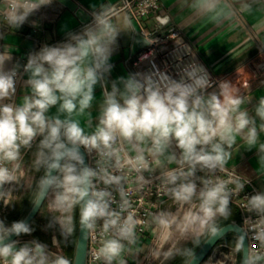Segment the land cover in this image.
<instances>
[{
  "label": "clouds",
  "instance_id": "clouds-1",
  "mask_svg": "<svg viewBox=\"0 0 264 264\" xmlns=\"http://www.w3.org/2000/svg\"><path fill=\"white\" fill-rule=\"evenodd\" d=\"M51 2L0 0V23L19 29L31 14ZM199 3L208 10L215 8L214 0ZM113 15L110 10L94 14L92 25L69 34L66 42L44 45L29 54L22 67L19 63L7 67L12 54L0 51V201L10 204L11 186L23 175L21 150L35 143L32 167L43 174L35 183L33 207L48 201L49 209L58 213L56 221L65 240L75 231L78 209L81 231L92 234L99 228L105 237L95 258L106 264L121 256L124 241L136 243L137 225L144 223L136 218L123 187L128 174L136 173V180L143 182L142 172L177 165L163 172L162 185L178 212H159L153 221L165 239L175 227L182 235L195 234L198 245L199 236L220 233L217 218L229 217L230 195L244 184L235 177L210 176L201 178L198 189L197 170L225 171L231 159L227 149L236 144L237 137L249 148L258 145L264 169V143L259 142V134L264 133V98L255 110L261 121L257 125L242 110L244 99L228 83H221L219 91H208L213 87L209 74L195 62L180 67L175 77L152 63L148 71L110 80L112 46L118 35ZM22 76L27 77L26 88L17 101V82ZM97 87L101 89L99 101ZM94 102L99 112L93 126L89 110ZM173 148L179 150L178 155L170 151ZM93 153L95 166L86 163V156ZM229 184L235 187L229 189ZM246 206L259 217L254 239L264 248V192L252 195ZM32 231L24 220L8 226L0 219V264H72L64 255L49 253L47 245L37 240L18 246L19 241L11 239ZM53 243H57L55 237ZM183 255L185 264L195 259L193 249H185ZM260 260L264 251H252L244 264Z\"/></svg>",
  "mask_w": 264,
  "mask_h": 264
},
{
  "label": "crops",
  "instance_id": "crops-1",
  "mask_svg": "<svg viewBox=\"0 0 264 264\" xmlns=\"http://www.w3.org/2000/svg\"><path fill=\"white\" fill-rule=\"evenodd\" d=\"M78 8L86 12L90 20L81 24L75 14L63 7L56 0L49 5L41 6L29 16L19 29H10L0 23V51L8 50L12 60L7 67L19 63L21 67L27 63L29 54L39 51L44 45L53 46L66 42L71 33H80L92 21V14L110 10L112 23L118 29L115 44L112 46L110 63L113 65L109 79L127 76L140 72V67L131 64V48L139 27L132 22L124 12H114L119 0H72ZM214 10L202 7L199 0H159V10L144 19V27L151 29H179L184 38L192 45L203 66L216 78L224 79L237 95L244 99L241 105L249 116L261 122L256 116L259 100L264 98V0H214ZM22 76L17 90L16 100L25 92V81ZM209 92L219 91L213 87ZM97 101L101 96L99 87L95 90ZM55 112V108L51 110ZM93 118V126L99 112L97 102L89 110ZM259 142L264 143V133L259 134ZM33 149V150H32ZM35 149V150H34ZM231 159L225 167L234 169L237 173L253 180L260 192H264V169L259 163L258 145L247 147L241 137L236 144L227 149ZM36 152V144L24 157L25 164L31 152ZM170 151L179 153L178 149ZM176 164H166L157 168L159 171L176 167ZM234 210V211H233ZM227 219L238 222L239 214L233 207ZM155 235V234H154ZM232 235V234H229ZM227 237V236H226ZM152 246L139 242L125 248L127 256L124 262L143 261ZM106 264V262H105ZM112 264H120L113 260Z\"/></svg>",
  "mask_w": 264,
  "mask_h": 264
},
{
  "label": "built area",
  "instance_id": "built-area-1",
  "mask_svg": "<svg viewBox=\"0 0 264 264\" xmlns=\"http://www.w3.org/2000/svg\"><path fill=\"white\" fill-rule=\"evenodd\" d=\"M159 8V0H119V3L115 8L114 12L126 13L130 20L137 24L139 27L138 33L146 40L148 44L145 48L139 50L135 55L128 57V59H131L132 66L140 67V72H144L150 70L152 63H154L161 71H165L174 77L176 76L179 68L188 64L189 62H195L203 66L194 48L184 38L183 33L179 29L174 27H168L166 29H148L144 27V19L155 14ZM91 17L92 21H90V23L86 26L93 24L94 14H92ZM262 65H264V62ZM205 70L209 74L210 80L213 83V87H219L221 83L226 82L222 78L220 79L212 76L206 68ZM20 81L21 78L17 82V90ZM34 145L35 143L33 146ZM30 150L31 149L21 150L22 158L20 165H22L24 157ZM87 161L88 164L95 166V154L93 153L92 156H87ZM168 169L170 168L159 171L157 168H154L151 171L142 172L141 175L144 177L143 182H138L136 180V173L128 174L127 180L124 181L123 187L127 192L133 207L136 209V218L144 221L143 224L137 225L136 243L128 244L127 241H124L123 243L125 244V248H130L139 242L148 243L152 247L155 245L160 229L154 223L153 215L164 211L165 206L168 205L172 200L167 194L166 188L162 185L163 172ZM225 169V171L217 170L214 174H209L206 171H200L198 169L194 177L197 187L198 189L202 187L200 182L201 178H209L210 176L212 178L219 177L220 179L225 180L229 179L230 177L238 178L239 181L244 184V187L242 190L233 192L230 195V205L236 208L239 214V221L237 223L245 232L249 253L252 251H264V248L259 246V241L254 239L255 232L257 231L255 226L259 222V217L255 213L249 212L246 206L248 199L252 195L260 193V191L252 179L240 175L232 168L225 167ZM15 185L16 184L11 186L12 191ZM228 187L229 189H233L235 185L229 184ZM113 195L115 196L116 201L119 202V194L114 192ZM2 205L4 204L2 201H0V206ZM112 207L115 208L116 204H113ZM104 238L105 237L101 235L99 228L95 233H88L86 264H105L103 259L97 260L95 258V253L101 246L102 240ZM16 240L19 241L18 246L32 241L30 239L21 237ZM253 245H257V247L253 248ZM47 250L52 254L66 256L62 248H60L57 243L54 244L52 242L51 245H47ZM126 256L127 251L124 249V251L121 253V256L118 257L117 260H124ZM69 259L72 261V257ZM226 260L231 262V264H236V259L234 258ZM256 264H264V260L257 261Z\"/></svg>",
  "mask_w": 264,
  "mask_h": 264
},
{
  "label": "rangeland",
  "instance_id": "rangeland-1",
  "mask_svg": "<svg viewBox=\"0 0 264 264\" xmlns=\"http://www.w3.org/2000/svg\"><path fill=\"white\" fill-rule=\"evenodd\" d=\"M33 150V149H32ZM35 150V149H34ZM35 158L34 151L31 152V155L28 157L25 164L21 165V171L23 172V175L20 178V182L16 184L12 191V200L9 205L0 206V219L5 220L6 217L10 216L12 213L17 214L16 219H20L24 213L27 211V209L32 204V197L34 194L35 189V183L39 179V177L43 174V171L37 172L32 167V162ZM187 206H185L186 210ZM230 211H232L230 209ZM164 212H171L173 214H177L178 212V205L174 203L173 200L165 206ZM46 214L48 216V220L52 222V227H55L56 230H60V225L56 221V216L58 213H55L51 211L48 207V201L45 200L44 204L36 216V218L32 221L31 227L33 228V231L30 235L23 234L21 238L30 239V240H36L35 235L38 234L43 237V234L45 232V225L44 222L46 221L45 217ZM183 214V210L179 211V215ZM225 220L223 217L217 218V224H219L221 221ZM77 223H78V209L75 212V234L77 232ZM10 226L11 224H6ZM56 236L50 237V244L53 242V238ZM76 237V236H75ZM207 237V235H201L199 236L200 243ZM197 237L193 233H188L185 235H182L180 232H178L175 227L171 230L170 235L167 237V239L164 238L163 233H158V236L156 238V243L150 250L148 256L143 261H137L134 263H128L125 262V264H170L171 261H173L176 258H179L180 253L183 249V247L191 242L192 240L196 239ZM38 241V240H37ZM57 241V239H56ZM40 242V241H38ZM65 245L67 246V240L64 239ZM42 243V242H40ZM59 247L62 246L57 242ZM237 239L233 235H227V237L223 238L210 252V254L207 256V258L204 260L202 264H214L219 259H236V264L239 263V251L237 250ZM47 245V244H45ZM67 248V247H66ZM215 258V259H214ZM187 260V257L185 256L181 264H184Z\"/></svg>",
  "mask_w": 264,
  "mask_h": 264
},
{
  "label": "water",
  "instance_id": "water-1",
  "mask_svg": "<svg viewBox=\"0 0 264 264\" xmlns=\"http://www.w3.org/2000/svg\"><path fill=\"white\" fill-rule=\"evenodd\" d=\"M63 7L67 8L69 11L73 12L75 16L78 18L81 24H86L89 22V15L77 7V5L72 0H56ZM146 40L140 35L137 34L134 38V42L131 48V55H135L139 50L145 48L147 46ZM86 163L87 156H86ZM44 202L40 204L38 208H34L33 205L29 207L27 212L23 215L20 220H24L25 222L31 224L32 221L36 218L38 213L40 212ZM232 234L239 244H241V248L239 250V263L244 264L245 257L249 254L247 238L244 230L240 227V225L236 222H229L220 226V233L216 237H206L198 248L194 251L195 259L191 262V264H202L210 252L214 249V247L227 235ZM19 237L13 236L11 239H18ZM87 247H88V233L82 232L79 225V212H78V223H77V232H76V240L72 255V264H86L87 260ZM185 264V263H184Z\"/></svg>",
  "mask_w": 264,
  "mask_h": 264
},
{
  "label": "trees",
  "instance_id": "trees-1",
  "mask_svg": "<svg viewBox=\"0 0 264 264\" xmlns=\"http://www.w3.org/2000/svg\"><path fill=\"white\" fill-rule=\"evenodd\" d=\"M229 208L231 209V210H233V206L232 205H230L229 204ZM29 209V208H28ZM27 209V210H28ZM234 211V210H233ZM27 212V211H26ZM25 212V213H26ZM24 213V214H25ZM23 217V216H22ZM21 217V218H22ZM17 218V214L16 213H12V214H10V216H8V217H6L5 218V220H4V222H5V224H11V223H13V222H15V221H19L18 219H16ZM46 219V221L44 222V225H45V232H44V234H43V237L41 238V236L40 235H38V234H36L34 237H35V239L36 240H38V241H40V242H42L43 244H47V245H51L50 244V237L51 236H56V239H57V242H59V244L62 246L61 248H62V250H63V252H64V254L67 256V257H69V258H71L72 257V255H73V250H74V245H75V240H76V234H75V231H74V233L72 234V236H70L68 239H67V248L66 247H64V245H65V242H64V237L63 236H61V231L60 230H56V228L55 227H52V222H51V220L49 221L48 220V216H47V214H46V217H45ZM227 223H229V219H225V220H223V221H221L218 225L219 226H222V225H224V224H227ZM31 225V224H30ZM194 241H195V239L194 240H192L191 242H189L188 244H186L184 247H183V249H182V251H181V253H180V256H179V258H176V259H174L173 261H171V263L170 264H181V261H182V259L185 257V255H183V253H184V250L185 249H193L194 251L198 248V246L201 244V243H199L198 245L197 244H195L194 243Z\"/></svg>",
  "mask_w": 264,
  "mask_h": 264
},
{
  "label": "bare ground",
  "instance_id": "bare-ground-1",
  "mask_svg": "<svg viewBox=\"0 0 264 264\" xmlns=\"http://www.w3.org/2000/svg\"><path fill=\"white\" fill-rule=\"evenodd\" d=\"M214 264H231V262L227 261L226 259H219L216 262H214Z\"/></svg>",
  "mask_w": 264,
  "mask_h": 264
}]
</instances>
